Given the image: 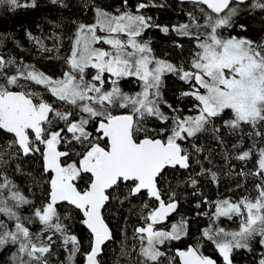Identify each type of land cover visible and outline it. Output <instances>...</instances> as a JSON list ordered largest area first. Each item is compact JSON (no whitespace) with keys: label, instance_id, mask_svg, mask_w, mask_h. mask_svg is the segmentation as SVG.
I'll use <instances>...</instances> for the list:
<instances>
[{"label":"snow or ice","instance_id":"6c2138e0","mask_svg":"<svg viewBox=\"0 0 264 264\" xmlns=\"http://www.w3.org/2000/svg\"><path fill=\"white\" fill-rule=\"evenodd\" d=\"M49 2L69 7L66 0ZM178 3L185 20L169 26L147 14L168 7L158 0L135 5L119 0L113 10L84 0L83 9L94 19L74 22L60 76L4 52L13 37L0 33V251L15 249L11 264H54L53 257L55 264H78L77 257L79 264H107L108 246L117 238L108 214L134 206V200L140 222L133 230L138 242L133 264H218L205 254L207 244L222 264H234L240 250L264 264V251L257 253V246L264 249V40L225 34L234 28L246 32L247 25L238 23L245 15L260 13L264 19V0ZM35 7L37 0H0V8L9 11ZM152 29L174 34L173 46L181 52L180 41H191L189 56L176 63L158 57L145 38ZM26 35L42 54L63 46L56 34L53 48L42 37ZM169 75L187 85L178 97L191 101L187 113L164 98ZM126 80L139 90L126 91ZM226 137L234 140L230 146ZM202 140L215 141L226 161L241 162L235 174L255 178V196L209 202L200 194L212 211L196 215L208 216L210 224L193 243L173 249V242L191 236L188 217L164 226L180 215V197L169 176L182 170V183L194 195L197 177L218 183L217 174L203 166L201 154L210 159L214 149ZM36 161L40 167L33 176L24 165ZM194 164L200 166L195 175ZM10 168L30 176L42 194L24 190L10 178ZM25 209L31 215H24ZM221 218L238 219V229L220 227ZM72 220L88 231L86 249ZM33 224L39 227L33 230ZM125 249L122 242L121 255H131ZM59 251L65 259L58 258Z\"/></svg>","mask_w":264,"mask_h":264},{"label":"trees","instance_id":"16d2710c","mask_svg":"<svg viewBox=\"0 0 264 264\" xmlns=\"http://www.w3.org/2000/svg\"><path fill=\"white\" fill-rule=\"evenodd\" d=\"M160 3H166V8H151L146 10L148 15L156 18V22L161 25H173L176 23L184 22L185 16L181 13L182 7L178 2L174 0H158ZM69 7L62 8L49 2V0H37V7L35 8H22L15 11H9L6 8H0V33L11 34L12 40L5 43L3 49L4 52L10 53L18 60H22L24 63L33 64L39 70L45 72L48 75L60 76L63 71L66 70L63 63V57L68 54L70 48L69 37L72 36L75 31L74 22H87L91 23L94 19V14L91 11L83 9L82 5L84 0H66ZM93 3L99 4L108 10H113L119 4V0H92ZM130 4L135 5L137 0H129ZM183 7L187 8V5ZM238 23L247 25V31L241 32L238 28H234L230 33L226 35L246 36L250 39L261 41L264 40V19L261 18L260 13L254 15H245L238 20ZM59 25V27H57ZM27 32L32 33L34 36L44 38L45 44L49 48H53L55 41L51 39L53 34L63 37V46L60 51L53 50L52 52L41 53L33 42L26 35ZM152 46L155 50V54L158 57L165 58L173 63L179 62L182 59H186L191 51L192 43L188 40H181L180 42L185 45L183 52L173 46V41L177 39L174 34L165 35L158 29H152L150 33ZM19 42L20 47H17ZM122 87L128 92L138 91V86L132 80H126L122 82ZM187 85L178 79L168 76L166 78V86L164 88V98L168 100L173 106H180L187 113L191 106L189 99H178L179 93L182 90H186ZM51 99V97H49ZM167 112L168 109L164 108ZM223 131V129H222ZM226 142L230 146L234 140L230 137H226ZM201 143L205 144L206 148L211 147L214 151L211 153L210 159H204V156L208 155L207 152L201 154V160L205 168L211 169L212 172L217 174L218 183L211 181L207 176L197 177L199 179L198 189L199 194L194 195V189L188 184L182 183L186 179V174L181 170L179 173H175V178L172 175L169 176L171 186L177 191L180 197L179 214H174L164 225L169 226L171 223L176 222L180 216L190 218V236L191 239L185 238L182 241L173 242L171 247L184 248L190 243H193L203 228L208 227L210 220L208 216H197V212H211L210 205L201 203L202 194L207 198L209 202H213L223 198H231L238 200L242 196L251 194L255 196L254 190V177H248L247 179L237 176L235 173L240 170L241 162L237 160L226 161L221 147H219L215 141L202 140ZM233 165L235 166L233 168ZM26 170H31L32 175L35 176L39 171V161L34 163H27L24 165ZM249 164L245 168H251ZM194 172L200 170L199 165L194 164ZM10 178L20 184L24 190L31 189L35 193V196L42 194L41 190L32 183L30 176H20L19 173H13L12 169H8ZM38 178V177H37ZM242 184L243 187L238 188L237 184ZM31 194V193H29ZM201 203V207L197 208L196 204ZM134 206L125 204L122 208L116 210H110L108 214V222L111 228L114 229L116 240L110 242L108 255L105 257L107 264H133L136 260V252L132 251L135 245L138 249V242L133 239V230L139 224V202L133 201ZM66 207V206H65ZM64 211V209H62ZM24 215H31L28 209L23 211ZM67 214V212H65ZM72 224V230L81 239L84 248H87L88 231L82 225L78 223V220L70 221ZM220 227H224L228 230H237L239 226V220H228L227 218H221L217 221ZM39 225L33 224V230L37 229ZM122 242L126 246L127 251L131 252V255H121ZM205 254L212 256L218 261V264H222V258L214 250V247L210 244L205 245ZM11 251H15L13 248ZM11 251H0V264H11L10 256ZM264 251V249L257 246V253ZM59 259H65V255L62 251L57 253ZM57 257H53V262ZM258 256L248 253L245 250H240L234 253V264H255ZM78 264L81 260L77 257Z\"/></svg>","mask_w":264,"mask_h":264},{"label":"flooded vegetation","instance_id":"af4514ba","mask_svg":"<svg viewBox=\"0 0 264 264\" xmlns=\"http://www.w3.org/2000/svg\"><path fill=\"white\" fill-rule=\"evenodd\" d=\"M160 2V1H159ZM150 33H151V30H149L148 32L145 33V38H148L150 37Z\"/></svg>","mask_w":264,"mask_h":264},{"label":"water","instance_id":"95a60500","mask_svg":"<svg viewBox=\"0 0 264 264\" xmlns=\"http://www.w3.org/2000/svg\"><path fill=\"white\" fill-rule=\"evenodd\" d=\"M174 1H176V2H178V0H174ZM174 215V214H173ZM169 219H170V217H169ZM87 230V229H86Z\"/></svg>","mask_w":264,"mask_h":264},{"label":"rangeland","instance_id":"374dc122","mask_svg":"<svg viewBox=\"0 0 264 264\" xmlns=\"http://www.w3.org/2000/svg\"><path fill=\"white\" fill-rule=\"evenodd\" d=\"M165 59V58H164Z\"/></svg>","mask_w":264,"mask_h":264}]
</instances>
